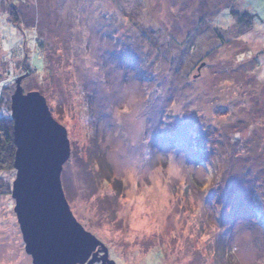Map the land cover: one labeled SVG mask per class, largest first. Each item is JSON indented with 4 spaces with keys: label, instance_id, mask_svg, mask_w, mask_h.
<instances>
[{
    "label": "rangeland",
    "instance_id": "rangeland-1",
    "mask_svg": "<svg viewBox=\"0 0 264 264\" xmlns=\"http://www.w3.org/2000/svg\"><path fill=\"white\" fill-rule=\"evenodd\" d=\"M20 79L67 129L65 197L115 264H264V0H0V116ZM16 175L0 264H33Z\"/></svg>",
    "mask_w": 264,
    "mask_h": 264
},
{
    "label": "water",
    "instance_id": "water-1",
    "mask_svg": "<svg viewBox=\"0 0 264 264\" xmlns=\"http://www.w3.org/2000/svg\"><path fill=\"white\" fill-rule=\"evenodd\" d=\"M21 81L11 102L17 149L12 197L26 253L33 264H94L88 259L100 247L106 262L115 264L104 244L74 217L65 197L61 176L71 156L67 129L39 92L24 94Z\"/></svg>",
    "mask_w": 264,
    "mask_h": 264
},
{
    "label": "trees",
    "instance_id": "trees-1",
    "mask_svg": "<svg viewBox=\"0 0 264 264\" xmlns=\"http://www.w3.org/2000/svg\"><path fill=\"white\" fill-rule=\"evenodd\" d=\"M232 15L239 20V23L251 24L254 18V16L248 13L240 14L233 12ZM16 150L14 142V122L11 112V116L8 118L0 116V169L4 167L9 169L14 168Z\"/></svg>",
    "mask_w": 264,
    "mask_h": 264
},
{
    "label": "flooded vegetation",
    "instance_id": "flooded-vegetation-1",
    "mask_svg": "<svg viewBox=\"0 0 264 264\" xmlns=\"http://www.w3.org/2000/svg\"><path fill=\"white\" fill-rule=\"evenodd\" d=\"M108 259L110 261H112L111 257H110V253L108 252ZM90 261H94V264H103V262H106V255L105 253L101 252V250L96 249L95 252H93L92 256L88 259L89 263ZM105 264H109L108 262H106Z\"/></svg>",
    "mask_w": 264,
    "mask_h": 264
},
{
    "label": "snow or ice",
    "instance_id": "snow-or-ice-1",
    "mask_svg": "<svg viewBox=\"0 0 264 264\" xmlns=\"http://www.w3.org/2000/svg\"><path fill=\"white\" fill-rule=\"evenodd\" d=\"M87 257V253L85 254V258Z\"/></svg>",
    "mask_w": 264,
    "mask_h": 264
}]
</instances>
